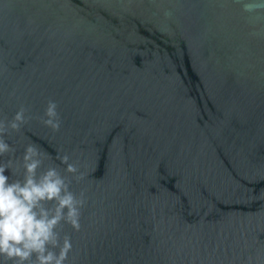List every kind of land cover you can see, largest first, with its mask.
Wrapping results in <instances>:
<instances>
[{
  "label": "water",
  "instance_id": "water-1",
  "mask_svg": "<svg viewBox=\"0 0 264 264\" xmlns=\"http://www.w3.org/2000/svg\"><path fill=\"white\" fill-rule=\"evenodd\" d=\"M22 106L0 163L84 176L65 264H264V0H0V120Z\"/></svg>",
  "mask_w": 264,
  "mask_h": 264
},
{
  "label": "clouds",
  "instance_id": "clouds-1",
  "mask_svg": "<svg viewBox=\"0 0 264 264\" xmlns=\"http://www.w3.org/2000/svg\"><path fill=\"white\" fill-rule=\"evenodd\" d=\"M254 5L246 4L251 11ZM23 106L11 120H0V157L15 150L5 136L18 132L28 122ZM45 127L57 132L61 119L57 104L49 101L41 117ZM34 144H29L20 157L0 163V258L5 264H65L73 245L71 237L58 229L63 224L80 230L81 208L86 203L83 192L77 196L71 191V176L77 182L84 178L67 154L59 156L66 165L62 175L57 166L43 169L44 156ZM16 179L9 182L5 170Z\"/></svg>",
  "mask_w": 264,
  "mask_h": 264
}]
</instances>
